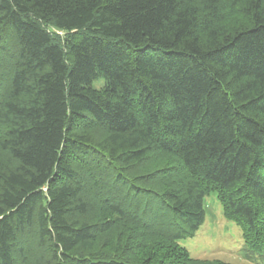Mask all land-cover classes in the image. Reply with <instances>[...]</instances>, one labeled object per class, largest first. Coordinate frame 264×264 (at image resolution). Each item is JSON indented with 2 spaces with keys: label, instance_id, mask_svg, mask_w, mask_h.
Wrapping results in <instances>:
<instances>
[{
  "label": "trees",
  "instance_id": "trees-1",
  "mask_svg": "<svg viewBox=\"0 0 264 264\" xmlns=\"http://www.w3.org/2000/svg\"><path fill=\"white\" fill-rule=\"evenodd\" d=\"M210 192L264 264V0H0V264L201 263Z\"/></svg>",
  "mask_w": 264,
  "mask_h": 264
},
{
  "label": "rangeland",
  "instance_id": "rangeland-1",
  "mask_svg": "<svg viewBox=\"0 0 264 264\" xmlns=\"http://www.w3.org/2000/svg\"><path fill=\"white\" fill-rule=\"evenodd\" d=\"M100 83H96L97 88ZM158 160H166V158H158ZM151 169L152 167H148L144 171ZM204 208V224L192 237L178 242L188 252L190 259L201 262L196 264H249L240 257L241 231L234 222L224 218L221 205L214 192H210L205 197ZM148 240L151 241V238Z\"/></svg>",
  "mask_w": 264,
  "mask_h": 264
}]
</instances>
